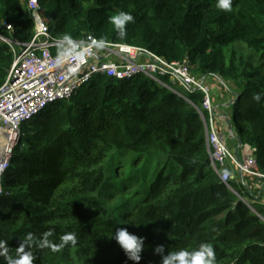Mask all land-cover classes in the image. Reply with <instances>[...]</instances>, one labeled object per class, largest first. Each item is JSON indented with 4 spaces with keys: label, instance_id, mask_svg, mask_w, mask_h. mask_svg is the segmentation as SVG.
I'll return each instance as SVG.
<instances>
[{
    "label": "trees",
    "instance_id": "obj_1",
    "mask_svg": "<svg viewBox=\"0 0 264 264\" xmlns=\"http://www.w3.org/2000/svg\"><path fill=\"white\" fill-rule=\"evenodd\" d=\"M39 4L56 39L94 37L148 49L168 62L188 58L195 75L230 84L236 100L228 113L238 123L237 138L255 150L264 173V97L253 99L264 92V0H234L227 13L215 0ZM120 11L135 18L123 39L109 20ZM4 22L13 27L5 36L33 40L28 0H0V32ZM13 62L11 47L0 40V87ZM209 121L203 95L186 93L169 77L157 84L145 75L97 76L22 127L2 179L0 239L16 257L20 238L51 230L52 247L33 249L35 264H135L109 239L126 227L145 238L139 264H161L157 245L191 251L204 242L215 249L216 264H264V206L250 208L243 184L222 183L211 165ZM67 233L77 243L59 247Z\"/></svg>",
    "mask_w": 264,
    "mask_h": 264
},
{
    "label": "built area",
    "instance_id": "obj_2",
    "mask_svg": "<svg viewBox=\"0 0 264 264\" xmlns=\"http://www.w3.org/2000/svg\"><path fill=\"white\" fill-rule=\"evenodd\" d=\"M28 8L35 22L34 37L30 43L5 36L3 33H12L13 27L6 22L1 25L0 40L11 47L14 62L5 83L0 87V198L5 193L2 179L10 168L11 156L20 142L22 127L57 102L70 101L99 75L118 81L145 75L157 84H163V79L169 77L186 93L202 94L203 110L210 117L207 142L211 150V165L219 172L222 183L232 189L233 176L229 165L235 166L243 175L264 180L255 150L246 146L251 150L240 161L220 134L212 90L204 79L192 72L188 58L183 62H168L145 48L107 42H103V48L97 49L94 44L99 40L89 37L83 41L88 51L81 60L73 56L63 65H58L60 40L52 35L39 0H28ZM179 96L188 100L184 94Z\"/></svg>",
    "mask_w": 264,
    "mask_h": 264
},
{
    "label": "clouds",
    "instance_id": "obj_3",
    "mask_svg": "<svg viewBox=\"0 0 264 264\" xmlns=\"http://www.w3.org/2000/svg\"><path fill=\"white\" fill-rule=\"evenodd\" d=\"M234 0H215V7L223 12H231L233 9ZM117 35L123 39L127 35V26L135 22V18L130 12L120 11L119 13L109 18ZM103 41H97L94 47L97 49L103 48ZM88 49L83 41L75 40L71 35L65 34L58 41V65H63L65 61L73 56L77 60H81ZM264 97V92L256 93L253 99L256 102H261ZM48 114V113H47ZM128 224V223H119ZM117 224V225H119ZM139 226L144 223H134ZM53 235L51 230L42 233L40 236H35L33 233L26 234L19 239V244L16 247L17 255H10V248L6 240L0 239V264H35L36 254L33 249L38 250L52 247L50 237ZM109 237V236H108ZM109 239H114L121 249L124 251L128 260L139 264L142 259V253L145 251V238L132 233L126 227L115 228ZM77 236L75 233H67L62 237L59 247H65L69 244L75 245ZM53 251L58 248L53 247ZM155 253L161 257V264H216L215 249L209 243H201L198 248L191 251L180 249L176 251L165 250L164 245H157L154 249Z\"/></svg>",
    "mask_w": 264,
    "mask_h": 264
},
{
    "label": "crops",
    "instance_id": "obj_4",
    "mask_svg": "<svg viewBox=\"0 0 264 264\" xmlns=\"http://www.w3.org/2000/svg\"><path fill=\"white\" fill-rule=\"evenodd\" d=\"M209 81L213 88L212 98L216 112V125L222 136L226 139V142L230 146L233 153L236 155L238 160H244L245 156L248 155L251 149L245 148L239 143L237 138L238 132L236 124L232 123L228 108L236 100V96L232 90L234 88L219 79L213 78ZM214 81V82H213ZM232 90L230 89V87ZM248 147V146H247ZM229 171L233 176V181L237 184H243L249 191L252 199L248 204H256L258 206H264V180L257 179L253 176H247L241 174L235 166L229 165Z\"/></svg>",
    "mask_w": 264,
    "mask_h": 264
},
{
    "label": "rangeland",
    "instance_id": "obj_5",
    "mask_svg": "<svg viewBox=\"0 0 264 264\" xmlns=\"http://www.w3.org/2000/svg\"><path fill=\"white\" fill-rule=\"evenodd\" d=\"M44 16L46 17L45 13H44ZM210 79H213V78H212V77L204 78V80L208 83V85L210 86L211 90L213 91V88H212L211 84H209V83H210L209 81H211ZM208 80H209V81H208ZM213 82H214V81H213ZM52 107H53V106H50V108L45 109V110L42 112V114H41L39 117H37V118L42 119L47 113H49V112L52 110ZM235 124H236V127H237V126H238V123L235 122ZM21 134H22V132H21ZM162 160H163V161L161 162V164H162L163 166H165V164H166V159L163 158ZM156 163H157V162H155V164H156ZM178 166H179L178 164H175V167H178Z\"/></svg>",
    "mask_w": 264,
    "mask_h": 264
},
{
    "label": "water",
    "instance_id": "obj_6",
    "mask_svg": "<svg viewBox=\"0 0 264 264\" xmlns=\"http://www.w3.org/2000/svg\"><path fill=\"white\" fill-rule=\"evenodd\" d=\"M240 145L242 144L241 141H239Z\"/></svg>",
    "mask_w": 264,
    "mask_h": 264
}]
</instances>
